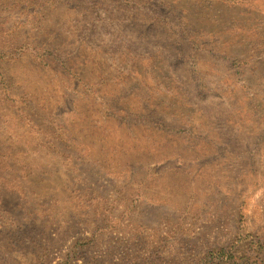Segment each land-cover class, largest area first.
<instances>
[{
    "label": "rangeland",
    "instance_id": "1",
    "mask_svg": "<svg viewBox=\"0 0 264 264\" xmlns=\"http://www.w3.org/2000/svg\"><path fill=\"white\" fill-rule=\"evenodd\" d=\"M0 264H264V0H0Z\"/></svg>",
    "mask_w": 264,
    "mask_h": 264
}]
</instances>
